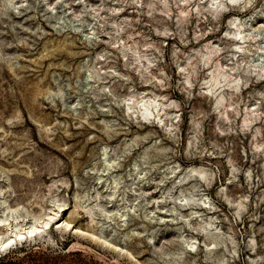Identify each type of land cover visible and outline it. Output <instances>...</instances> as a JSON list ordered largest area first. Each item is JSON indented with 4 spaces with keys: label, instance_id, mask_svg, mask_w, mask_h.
I'll return each instance as SVG.
<instances>
[{
    "label": "rangeland",
    "instance_id": "1",
    "mask_svg": "<svg viewBox=\"0 0 264 264\" xmlns=\"http://www.w3.org/2000/svg\"><path fill=\"white\" fill-rule=\"evenodd\" d=\"M56 204L0 264H264V0H0V241Z\"/></svg>",
    "mask_w": 264,
    "mask_h": 264
},
{
    "label": "bare ground",
    "instance_id": "2",
    "mask_svg": "<svg viewBox=\"0 0 264 264\" xmlns=\"http://www.w3.org/2000/svg\"><path fill=\"white\" fill-rule=\"evenodd\" d=\"M215 81H217V78H215ZM140 105L143 106V108H140L142 118L148 120L153 112L149 106H145V103ZM148 105H152V102L148 103ZM63 207V204L53 205L52 208H50L45 214L34 217L28 226H21L20 228L16 226L15 230H11L9 235L4 240L0 241V255L2 252H6L10 248H13L17 242H22L24 239L35 236L36 234H39L43 230L49 228L50 225L56 220L59 213L62 212ZM56 225V227L62 231L68 230L71 227L69 220L58 221ZM187 245L189 247L192 246L191 244Z\"/></svg>",
    "mask_w": 264,
    "mask_h": 264
}]
</instances>
